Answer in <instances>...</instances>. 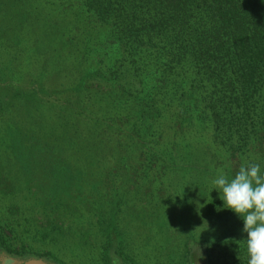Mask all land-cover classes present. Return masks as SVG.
Returning a JSON list of instances; mask_svg holds the SVG:
<instances>
[{
    "label": "rangeland",
    "instance_id": "1",
    "mask_svg": "<svg viewBox=\"0 0 264 264\" xmlns=\"http://www.w3.org/2000/svg\"><path fill=\"white\" fill-rule=\"evenodd\" d=\"M79 11L75 0H0V232L6 237L0 264L6 258L13 264H208L207 257L213 264H248L243 219L230 210L232 222L222 224L209 210L210 201H222L212 180L260 164L264 154L230 161L213 144L211 126L197 122L178 137L167 128L149 162L146 148L159 139L148 133L141 143L137 136L145 131L130 134L120 117L124 97L100 104L82 88L78 53L87 51L97 66L118 68L121 61L95 26L82 34ZM53 31L59 37L51 44ZM70 140L73 149L62 152ZM44 146L53 158L70 161L71 174L49 161ZM65 187L75 193L70 202ZM49 188L59 192L50 195ZM66 203L71 214L56 217L51 209ZM224 208L214 212L224 217ZM99 222L109 224L112 242ZM227 236L234 239L227 248L206 246Z\"/></svg>",
    "mask_w": 264,
    "mask_h": 264
},
{
    "label": "trees",
    "instance_id": "2",
    "mask_svg": "<svg viewBox=\"0 0 264 264\" xmlns=\"http://www.w3.org/2000/svg\"><path fill=\"white\" fill-rule=\"evenodd\" d=\"M75 1L84 15L79 19L82 34L90 32V25L95 26L101 31L100 41L114 47L121 61L118 68L103 63L97 66L98 61L92 62L87 51L78 53L80 62L74 67L80 68L82 88L96 94L100 104L124 97L120 117L124 116V124L130 126V134L145 131L140 138L137 136L136 141L141 143L148 133L151 136L156 133L159 139L146 148L149 162H152L150 152L166 136L167 128L178 137L192 131L191 126L197 122L211 126L213 144L223 148L230 161L264 154V0ZM54 32L57 31L50 36L51 44L57 40L53 38L59 37ZM98 121L91 122L94 130L100 127ZM101 123L106 124V120ZM98 136L101 134L96 135L99 140ZM74 142L70 140L72 147L62 152L72 150ZM81 144L89 143L83 140ZM102 146L108 149L104 141ZM52 156L48 153L49 161H58L64 176L71 174L68 159ZM260 166L264 173V161ZM104 182L105 179L101 183ZM49 190L50 195L59 192ZM106 191L111 201L114 195ZM63 193L69 200L74 192L65 187ZM209 204L217 222H232L234 213L230 210L223 209L224 217L214 212L224 206L223 201L212 200ZM66 205L58 211L51 210L56 217L57 213L69 215L71 205ZM99 224L100 233L110 237L109 224ZM56 230L58 225L53 223L50 232ZM230 236L208 242L206 246L227 248L234 240ZM5 242L6 237L0 232V244ZM3 250L6 254L11 252L9 247ZM207 259L204 263L213 264V260Z\"/></svg>",
    "mask_w": 264,
    "mask_h": 264
},
{
    "label": "clouds",
    "instance_id": "3",
    "mask_svg": "<svg viewBox=\"0 0 264 264\" xmlns=\"http://www.w3.org/2000/svg\"><path fill=\"white\" fill-rule=\"evenodd\" d=\"M212 184L225 208L243 219L248 264H264V173L260 164H242L231 178L220 172ZM4 264H13L12 258Z\"/></svg>",
    "mask_w": 264,
    "mask_h": 264
},
{
    "label": "crops",
    "instance_id": "4",
    "mask_svg": "<svg viewBox=\"0 0 264 264\" xmlns=\"http://www.w3.org/2000/svg\"><path fill=\"white\" fill-rule=\"evenodd\" d=\"M15 258H18V257H15Z\"/></svg>",
    "mask_w": 264,
    "mask_h": 264
}]
</instances>
